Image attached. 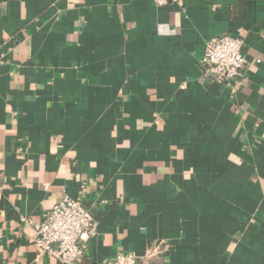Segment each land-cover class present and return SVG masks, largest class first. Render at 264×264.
<instances>
[{
	"label": "crops",
	"instance_id": "crops-1",
	"mask_svg": "<svg viewBox=\"0 0 264 264\" xmlns=\"http://www.w3.org/2000/svg\"><path fill=\"white\" fill-rule=\"evenodd\" d=\"M222 35L235 92L201 79ZM65 197L79 264H264V0H0V264H62L34 242Z\"/></svg>",
	"mask_w": 264,
	"mask_h": 264
},
{
	"label": "built area",
	"instance_id": "built-area-1",
	"mask_svg": "<svg viewBox=\"0 0 264 264\" xmlns=\"http://www.w3.org/2000/svg\"><path fill=\"white\" fill-rule=\"evenodd\" d=\"M152 1L157 6H164L177 0ZM248 63L244 54V40L222 35L210 40L206 46L200 62L201 79L235 92ZM35 228L34 243L38 259L47 255L62 264H79L87 242L98 235L99 223L82 202L65 197ZM158 253V249L150 250L144 258ZM138 259L133 253H118L108 264H138Z\"/></svg>",
	"mask_w": 264,
	"mask_h": 264
}]
</instances>
